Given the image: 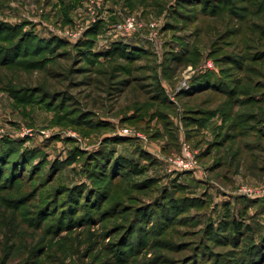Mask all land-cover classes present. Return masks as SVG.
I'll return each mask as SVG.
<instances>
[{"label":"rangeland","instance_id":"rangeland-1","mask_svg":"<svg viewBox=\"0 0 264 264\" xmlns=\"http://www.w3.org/2000/svg\"><path fill=\"white\" fill-rule=\"evenodd\" d=\"M148 3L154 7L138 4L133 8L126 0H0L1 37L13 26L44 43L62 41L58 47L45 49L44 55L60 58L39 63L37 57H30L22 68L0 66V85L10 83L31 91L37 101L45 97L43 88L51 97L59 95L55 105L62 98L69 101L57 114L43 105L18 106L9 92L0 91V146L8 147L1 153L11 152L14 158L17 147L20 153H35L32 162L27 154L29 158L13 166L6 165V160L0 163V264H186L189 260L188 264H228L231 256L244 259L239 254L247 247L264 249V172L258 170L264 167V140L257 132L264 133L263 113L257 116V131L249 132L252 139L235 138L237 143L241 140V154L238 160L234 157L235 162L229 161L230 142H225L224 150L217 147L212 155L202 157L223 123L207 141L209 125L201 129L200 137L190 140L179 117H171L179 138H155V131L164 132L156 117L149 128L141 126L145 129L127 121L140 103L147 101L152 112L159 109L150 102L157 81L171 103L190 101L194 108H201L200 102L177 95L198 88L194 79L199 75L219 76L223 65L214 59L241 54L243 46L234 47L231 42L245 39L247 29L242 32L237 15L230 19L228 13L221 22L200 16L187 23L173 12L177 0H163L161 9ZM130 19L132 28L121 32L118 27ZM97 27L91 52L101 64L93 65L80 55L79 44ZM231 29L236 36H228ZM259 41L243 54L257 56L260 63L264 62V39ZM12 46L1 40L0 57H10ZM119 47L144 56L133 65L130 60H119L121 66L114 69L109 53ZM189 49H197L195 57H201L200 62L175 69L171 57ZM167 59L170 78L165 76ZM248 61V67L258 65ZM38 64H43V71L36 68ZM224 67L235 71L231 62ZM239 77L244 80V73ZM213 95L201 109L214 110L225 101ZM219 117L223 118L218 115L213 120ZM238 131L223 133L236 135ZM182 138L195 154L199 172L172 170L169 161L181 152ZM112 149L115 156L136 161L144 151L157 163L152 166L150 160H140L148 169L130 182L123 168H101L92 174L86 155ZM219 159V163L222 159L232 162L231 167L214 171ZM145 178H156L158 183L149 182L144 185H151L150 189L137 190L139 180ZM162 198L163 205L158 207ZM229 219L251 229L239 241L240 247H236L239 235L232 236L227 229Z\"/></svg>","mask_w":264,"mask_h":264},{"label":"trees","instance_id":"trees-1","mask_svg":"<svg viewBox=\"0 0 264 264\" xmlns=\"http://www.w3.org/2000/svg\"><path fill=\"white\" fill-rule=\"evenodd\" d=\"M131 7H135L138 4H142L145 6H153L151 3L153 2L157 7H162L163 0H126ZM70 5L69 7H71ZM68 7V6H67ZM154 7V6H153ZM184 9L187 11L185 14ZM65 12L67 13V8H65ZM173 12L182 18L185 19L187 23L192 22L193 20L197 19L200 16L208 17L209 20H217L221 22V19H223L224 16H226L228 13L231 14L232 17L230 19H234L235 16H239L241 18L242 27L241 30L244 32L245 29H247V32H245V39L242 41H239L238 43L231 42V44L234 47H240L243 46V51L240 50L239 55H235V53L227 54V57H214L215 61L219 65H223L221 68V73L219 76L215 77L213 74H206V75H199L194 80L196 88L193 92H182L177 95L178 98H184L186 100L194 99L199 103V107L203 108L207 104H209V101L215 96L213 94H218V96H223L225 98V101L217 107L214 110L210 109H201V108H194L190 101H187V103L180 102V105H175L170 102V99L168 97V93L166 89L160 84L159 81L155 83V87L153 88L154 94L151 97L152 99L150 102L152 104H157L156 112H152L151 105L148 104L146 101L145 103H140L139 106L135 108V112H133V115L128 116L127 121H131L139 128L141 126H149L151 125L152 120L154 117H156L160 124H162L164 127V132L159 129L155 131V138H163L164 136L168 137H175L179 138V128L176 125V122L172 120V116L179 117L183 123H185V132H187V136L190 140H192L194 137H200V131L202 128L206 127L211 120H213L214 117L221 115L223 117V125L217 129V132L215 134L216 140L210 145V147L203 153L202 157H207L213 154V150L217 147L223 148L227 144L225 142H230L232 149V152L229 153V161H232L235 156H238L236 160L239 159L241 154V140L239 143L235 140V138H245L247 140H250L253 138L254 135H251L252 131H257L256 128L258 125H256V119L258 114L263 113L264 114V71L262 65H264V62L258 61V57L255 55H250L246 57L243 53L247 51L248 46L253 48L256 45L261 43L259 40L264 39V0H177L176 7L173 9ZM200 19H197L198 21ZM245 27V28H244ZM247 27V28H246ZM9 33L3 34V37L0 36V41H7L10 42L13 46L10 48L11 56L10 57H0V66L4 67H19L22 68L25 65V62H28L30 60V57H37L39 60L37 62H46L49 59H56L60 57H45L46 54L45 49L48 47H58L62 44V41L59 40H51L48 43H44L43 41L39 40L36 36H34L32 33H28L24 31L23 29L19 27H13L9 26ZM100 28L97 27L96 29L92 30L89 35L88 39L84 42H81L80 45V55L85 57L84 59L87 61H90L93 65H99L101 64L97 59L98 57H95L93 53L91 52V48L93 46V43L97 37V34L99 32ZM229 34L228 36H236L237 32L235 33V29L228 30ZM260 31V33H259ZM241 32V31H240ZM203 33L202 31L200 32ZM199 33V34H200ZM240 35V33H238ZM224 36V34H222ZM261 36V37H259ZM225 40V39H222ZM250 41V42H249ZM250 44V45H249ZM22 47V49H20ZM197 49H189L188 53L184 55H175L176 57H171V60L174 62L175 69L178 66L182 65H195L197 62H200L201 57H195L198 56ZM111 56L110 63L114 64V69L121 64L119 63V60H130L128 61L130 65L136 64L137 61L142 60V56H144L141 53L138 52H132L128 53L126 48L119 47L113 52L109 53ZM213 55H216V53H213ZM179 56V57H178ZM245 56V57H244ZM49 58V59H48ZM251 59V63H258V65H253L248 67L246 64L249 62L248 60ZM167 62L165 63L166 69H165V76L167 78H170L167 73ZM231 62L233 64L234 70L244 73V80H242V77H239V74H234L235 71L232 72V68L225 70L224 65ZM246 62V63H245ZM36 68H38L40 71L44 70L43 64L36 65ZM125 70V69H124ZM254 71V72H253ZM232 72V73H231ZM252 72V73H251ZM125 73V71H124ZM157 73V72H156ZM251 73V74H250ZM253 74V75H252ZM242 80V81H241ZM247 82V84H245ZM7 85H0V91H7L9 94L15 99L16 104L18 106H26V105H43L48 110H54L57 114L58 112L56 110H65L66 107L69 104V101L64 102V98H62V103L56 104L54 103V100L57 99L56 97L59 96L57 94L53 95L52 97L45 91L43 88L44 96L41 100L35 99V94L32 96L31 91H27L26 89L16 88L12 86L10 83H6ZM233 85V86H231ZM205 95L206 97L204 99H198V96ZM50 96V97H49ZM142 100V98H140ZM77 102V101H72ZM78 102H80L78 100ZM74 103V104H75ZM253 106V108H252ZM173 107V108H172ZM247 108V111H237L236 108ZM263 107V108H262ZM164 110V111H162ZM69 112V111H68ZM163 112V113H162ZM62 113V116L66 113ZM66 116V115H65ZM68 118H70V115H67ZM67 117H64L62 120L67 121ZM152 117V118H151ZM159 117V118H158ZM79 123L82 122V117H79ZM263 121V120H262ZM69 122V121H67ZM88 122V121H87ZM83 125V124H82ZM90 125H93L90 123ZM95 126V125H93ZM149 128V127H147ZM242 128V129H241ZM145 129V128H141ZM226 129L228 131L230 130H239L238 134L236 135H224L226 134ZM223 130L225 132L223 133ZM242 130V131H241ZM250 132V133H249ZM262 135V140H264V133H261V131H257ZM254 134V133H253ZM201 140V139H200ZM112 141H107L106 144L110 143ZM172 142V141H171ZM250 146H252V142L249 143ZM182 145V144H181ZM177 146V144H176ZM261 146V145H259ZM180 147V140L178 143V149ZM8 149L6 145L0 146V163L3 160H6V165L13 166L20 162L21 160H26V158L30 159L29 161L32 162L34 160L35 153H29L26 151V153H20L19 148L17 147V154L16 157L13 158V154L10 152L9 155L2 154L1 150ZM256 148V147H255ZM19 149V150H18ZM224 150V148L222 149ZM261 150V149H260ZM102 151V150H101ZM180 151V149H179ZM90 154L86 155L87 157H90L89 165L90 172H93L92 174L99 173V170L101 168H107V170L113 171V168H123L125 170V179L131 181V178L141 177L145 174L148 167H144L141 165L140 160H150V164L152 166L156 165L157 161L152 158L149 153H146L144 151H141L140 154V160L136 161L134 159H130L128 157L123 156H115L114 150H110L107 152H102L98 154ZM220 151H218V154ZM234 153V156L232 155ZM29 156H28V155ZM257 154V153H256ZM253 157V160L256 161L259 160V157ZM232 155V156H231ZM223 155H221L222 157ZM201 157V158H202ZM224 158V157H223ZM216 162L214 171H217L220 166L225 167H231L232 162L227 164L223 159L222 163ZM235 162V159H234ZM264 163V162H263ZM254 168V167H253ZM257 169V168H256ZM213 170V169H212ZM261 172H264V167H259ZM18 180V179H17ZM17 180H15V183H17ZM158 179L156 178H145L142 180H139L136 189L137 190H145L150 189L151 185H144L149 182L156 184L158 183ZM142 182L141 185H139ZM169 190V189H168ZM243 199L251 200L248 197H242ZM157 203L156 205L158 207L162 206V201ZM171 201V199H170ZM155 205V206H156ZM178 208H175V212ZM229 223H226L227 229L230 230L232 236L238 237V242L241 240H244L246 235L249 233V230L245 229L247 226H245L243 223L235 222L234 219H229ZM242 242H239L236 247H240ZM257 246H250L247 247L245 250H241L239 255H242L244 259L241 261H238L236 257L231 256L230 261L228 264H260L262 260L264 259V256H262L261 253H264V249H260ZM199 256V255H197ZM197 260V259H196ZM191 261L195 262L194 259ZM217 261V260H216ZM215 261V262H216ZM190 260L186 263L188 264ZM221 262L218 261L215 264H220ZM264 264V261L262 262Z\"/></svg>","mask_w":264,"mask_h":264},{"label":"built area","instance_id":"built-area-1","mask_svg":"<svg viewBox=\"0 0 264 264\" xmlns=\"http://www.w3.org/2000/svg\"><path fill=\"white\" fill-rule=\"evenodd\" d=\"M132 26H133V21L130 19L128 24L126 25L125 23L121 24L118 28L121 32H125V30L129 31V29H131ZM125 133L129 134L128 132ZM130 134L133 135L132 133ZM138 136L140 138L145 139V137L141 134H138ZM169 162L172 166V170L174 171L183 172V173H191V172L196 173L199 172L200 170L198 160L195 154L193 153L190 145L185 140L182 141L181 152L178 155H176V157L173 160H170Z\"/></svg>","mask_w":264,"mask_h":264},{"label":"crops","instance_id":"crops-1","mask_svg":"<svg viewBox=\"0 0 264 264\" xmlns=\"http://www.w3.org/2000/svg\"><path fill=\"white\" fill-rule=\"evenodd\" d=\"M220 118V117H219ZM221 119V118H220ZM220 119H215V120H212L208 125H209V130H207V131H205L206 132V134H207V136H206V139H207V141H209L208 140V138H210V135H211V133L213 134V132L212 131H214V129H215V127H217L218 125H220V124H222L223 123V118L220 120ZM182 121V120H181ZM182 125H183V122H182ZM219 127H217V129H218ZM216 129V130H217ZM182 130H183V127H182ZM205 134V133H204ZM183 140L182 141H184L185 139L184 138H182ZM186 141V140H185Z\"/></svg>","mask_w":264,"mask_h":264}]
</instances>
